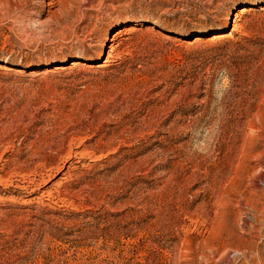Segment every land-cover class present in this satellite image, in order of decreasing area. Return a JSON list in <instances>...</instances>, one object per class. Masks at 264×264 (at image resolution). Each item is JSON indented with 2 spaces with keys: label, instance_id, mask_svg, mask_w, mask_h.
Wrapping results in <instances>:
<instances>
[{
  "label": "rangeland",
  "instance_id": "1",
  "mask_svg": "<svg viewBox=\"0 0 264 264\" xmlns=\"http://www.w3.org/2000/svg\"><path fill=\"white\" fill-rule=\"evenodd\" d=\"M263 263L264 0H0V264Z\"/></svg>",
  "mask_w": 264,
  "mask_h": 264
},
{
  "label": "bare ground",
  "instance_id": "2",
  "mask_svg": "<svg viewBox=\"0 0 264 264\" xmlns=\"http://www.w3.org/2000/svg\"><path fill=\"white\" fill-rule=\"evenodd\" d=\"M250 7H248V6H240V7H238V9H237V13L238 14H240L241 16H243L244 14H247L248 12H250ZM230 15H228L226 18H225V20H224V25L223 26H226L227 25V23H228V20H229V17ZM221 28H219V29H215V30H220ZM108 35H109V29L106 31V33H105V35H104V37H103V39H102V41H101V43H100V48L103 46V44H104V42L107 40V38H108ZM95 57H98L99 55H100V51H97L95 54ZM5 66V67H4ZM2 68L3 69H8V68H10L9 66H7V65H3L2 66ZM244 254V253H243ZM225 256V255H224ZM257 256V255H256ZM238 260V259H237ZM256 260V259H255ZM263 261V260H262ZM258 263H259V261H258ZM264 264V263H263Z\"/></svg>",
  "mask_w": 264,
  "mask_h": 264
},
{
  "label": "trees",
  "instance_id": "3",
  "mask_svg": "<svg viewBox=\"0 0 264 264\" xmlns=\"http://www.w3.org/2000/svg\"><path fill=\"white\" fill-rule=\"evenodd\" d=\"M3 193H6V192H3Z\"/></svg>",
  "mask_w": 264,
  "mask_h": 264
}]
</instances>
